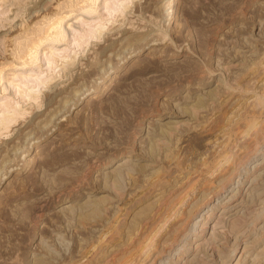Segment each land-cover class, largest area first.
Returning a JSON list of instances; mask_svg holds the SVG:
<instances>
[{"label": "rangeland", "instance_id": "rangeland-1", "mask_svg": "<svg viewBox=\"0 0 264 264\" xmlns=\"http://www.w3.org/2000/svg\"><path fill=\"white\" fill-rule=\"evenodd\" d=\"M163 2L0 0V264H264V0Z\"/></svg>", "mask_w": 264, "mask_h": 264}, {"label": "bare ground", "instance_id": "bare-ground-1", "mask_svg": "<svg viewBox=\"0 0 264 264\" xmlns=\"http://www.w3.org/2000/svg\"><path fill=\"white\" fill-rule=\"evenodd\" d=\"M85 1H90V2H92L93 4L94 3H96V1H100V0H85ZM178 4H179V2H178V0H164V2H163V4H162V7L163 8H165L166 9V13L164 14L165 15V17H166V21H168L169 23H174V21H175V19H176V15H177V6H178ZM61 19H63V17H61L58 21H57V25L59 24V22L61 21ZM60 28V27H59ZM60 31V30H59ZM58 31V29L56 28V30H55V32H56V34H57V32H59ZM89 35H92V34H90V33H88ZM34 47H37L38 45L35 43V42H32L31 43ZM143 49L142 48H138V49H136V50H134L132 53H130V56L132 55V56H138V55H140L141 54V52H143L142 51ZM131 58V57H130ZM117 72V71H116ZM113 74V73H112ZM115 76V75H114ZM114 76H112V79H114L115 77ZM114 77V78H113ZM110 82H111V77H109L107 80H105V82L102 84V86L100 87V88H98V89H94V92L93 93H101L102 91H104L109 85H110ZM90 96V95H89ZM212 105V104H211ZM254 117H252V119H253ZM257 122V121H256ZM259 123V122H258ZM246 124V123H245ZM251 124H252V126L254 127V125H253V123H252V121H251ZM246 126V125H245ZM247 126H248V124H247ZM251 126V127H252ZM256 126V125H255ZM247 132V131H246ZM254 132V131H253ZM257 133H258V131H256ZM256 132H254V133H256ZM253 133V134H254ZM251 135L250 137H252L253 138V140H254V144H255V147H254V145H253V149L252 150H256L257 151V153H262L263 151H261L260 149L261 148H258L257 149V145L259 144L258 143V140L257 139H260V138H256V134H254V135ZM261 136V135H260ZM262 136H264L263 134H262ZM262 139V138H261ZM250 140V139H249ZM248 141V140H247ZM263 146L264 145V137H263V139H262V141L260 142V144L258 145V146ZM260 146V147H261ZM242 147V146H241ZM251 147V146H250ZM251 149V148H250ZM254 150V151H255ZM225 152H226V150H224ZM231 151V150H230ZM249 151V150H248ZM247 151V152H248ZM225 152H223V154L225 153ZM32 153V152H31ZM131 154V152H128V155H130ZM231 153H233V152H231ZM227 154H229V152L228 153H226L223 157H221L220 159H222V160H224V161H227L229 158H228V155ZM236 154V153H235ZM234 154V155H235ZM124 155V154H123ZM230 155V154H229ZM118 156V155H117ZM33 157H35V154H32V156L31 157H29L28 159H26L27 160V163H29V162H32L34 159H33ZM234 158H235V156H234ZM247 158V157H246ZM116 159H118L119 160V157L118 158H116ZM240 159V158H239ZM232 161L231 162H229V164H230V166H227L225 169H226V171H224V169H223V171L226 173L225 175H224V177H222V178H220L219 179V181H218V185L219 186H217V189L216 190H214L213 192V195H215V196H218V198L219 197H221V196H224L223 194L225 193V192H228V191H230L231 190V186L232 185H234V184H236L237 183V185L236 186H240V184H241V182L243 181V180H240V179H234V177L235 176H239V172L238 173H236V170H235V160L234 159H231ZM249 160V159H248ZM237 161V160H236ZM239 161V160H238ZM260 161V160H259ZM111 163V160L109 161V162H106V163H104L103 165L105 166V167H107L109 164ZM217 163V162H216ZM218 163H220L219 161H218ZM246 163V162H245ZM263 163H264V160H261L260 162H257V163H255L253 166H258V165H263ZM227 164V163H226ZM228 164V165H229ZM237 164V163H236ZM214 165H216V164H214ZM245 165V164H244ZM252 166V167H253ZM245 167V166H244ZM259 167V166H258ZM207 168H209V167H207ZM223 168V167H222ZM211 169V168H210ZM254 169V168H253ZM252 169V170H253ZM114 170V169H113ZM119 170V169H118ZM216 170V169H215ZM117 171V170H116ZM211 171H214V168H213V170H211ZM210 171V172H211ZM221 171V170H220ZM249 172V171H248ZM250 172H252V171H250ZM260 172V171H259ZM255 173V177H253V179L254 178H256V176L258 177V179H259V174L260 175H262L263 173L262 172H260V173ZM264 172V171H263ZM212 173V172H211ZM237 174V175H236ZM245 174H248L247 173V171L245 172ZM257 174V175H256ZM117 175V174H116ZM188 176V175H187ZM118 177V176H117ZM189 177V176H188ZM243 177V176H242ZM248 177V176H247ZM252 177V176H251ZM263 178V177H262ZM243 179V178H242ZM252 179V178H251ZM250 179V180H251ZM247 180V179H246ZM254 181H255V179H254ZM253 181V182H254ZM245 182V181H244ZM256 182H258V181H256ZM250 183V182H249ZM251 184V183H250ZM254 185V184H253ZM191 186V185H190ZM189 186V187H190ZM241 187H242V185H241ZM236 188V187H235ZM247 188H249L248 186H247ZM238 189V188H237ZM240 191V190H239ZM235 192V191H234ZM236 192H237V190H236ZM237 194V193H236ZM212 195V196H213ZM227 195V194H226ZM242 195V194H241ZM237 196V195H236ZM236 196H235V193L234 194H232V195H227L226 197V202L222 205V211L221 212H226V211H230L231 210V208L232 207H235L236 205H238L239 203L237 202V201H235L234 202V200H237L238 198H236ZM211 198V197H210ZM241 198V197H240ZM182 199V198H181ZM217 201V200H216ZM234 202V203H233ZM240 202H242V201H240ZM181 203V202H180ZM204 203V202H203ZM218 203H213L212 205L211 204H209L208 202H206V203H204V206L205 207H208L209 205H211V209L215 206V205H217ZM202 205V204H201ZM191 206V205H190ZM189 206V207H190ZM245 206H246V204H245ZM216 207V206H215ZM237 208V207H236ZM189 210V209H188ZM235 210H239V209H235ZM234 210V211H235ZM176 211V210H175ZM189 212V211H188ZM191 212V211H190ZM233 213H235L236 214V212H233ZM172 214H173V212H172ZM189 214V213H188ZM170 216H171V214H170ZM169 218V217H168ZM164 222V221H163ZM203 223V222H202ZM207 222H204L203 223V225H205ZM194 224V223H193ZM202 225V227L200 228V230H199V233H195V238H194V242L193 243H190L188 246H185V247H183V248H178V251H179V253L178 254H180L179 256H182V255H185L186 254V252L187 251H189L190 250V248H194V245H195V242H196V245H195V249L197 248V247H199L201 244H200V242L199 241H197L198 239H199V237L202 235V233H203V230H204V226ZM162 226V225H161ZM182 226H183V222H181V223H177V224H174V226H172V228H171V233H172V236H173V238H177L178 236H180V234H182L181 233V231H182ZM160 228V227H159ZM188 229V228H187ZM196 231H197V229H196ZM198 232V231H197ZM157 233V232H156ZM155 234V233H154ZM153 234V235H154ZM185 236V235H184ZM155 237V236H154ZM186 239V238H185ZM180 240V239H179ZM235 241V240H234ZM149 242V241H148ZM187 242V241H186ZM187 243H189V242H187ZM184 245H186V243L184 244ZM177 250V249H176ZM176 253H177V251H176ZM178 256V257H179ZM163 257V256H162ZM228 257H231V254H229V256ZM179 260V258H177V260L176 261H178ZM166 261H167V259H166ZM170 261V260H169ZM162 262V261H161ZM185 262V261H184ZM205 262V261H204ZM158 264V263H157ZM174 264V263H173ZM209 264V263H208Z\"/></svg>", "mask_w": 264, "mask_h": 264}]
</instances>
